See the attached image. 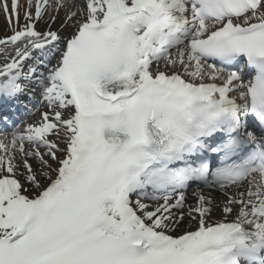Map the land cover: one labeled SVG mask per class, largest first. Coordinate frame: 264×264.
<instances>
[{
  "label": "snow or ice",
  "instance_id": "snow-or-ice-1",
  "mask_svg": "<svg viewBox=\"0 0 264 264\" xmlns=\"http://www.w3.org/2000/svg\"><path fill=\"white\" fill-rule=\"evenodd\" d=\"M0 14V264H264V0Z\"/></svg>",
  "mask_w": 264,
  "mask_h": 264
},
{
  "label": "bare ground",
  "instance_id": "bare-ground-1",
  "mask_svg": "<svg viewBox=\"0 0 264 264\" xmlns=\"http://www.w3.org/2000/svg\"><path fill=\"white\" fill-rule=\"evenodd\" d=\"M6 34L10 33L8 32V27L4 17L0 14V38H2Z\"/></svg>",
  "mask_w": 264,
  "mask_h": 264
}]
</instances>
